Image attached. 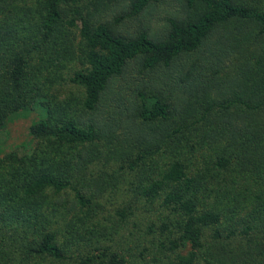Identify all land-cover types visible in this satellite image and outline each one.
<instances>
[{"label":"trees","instance_id":"1","mask_svg":"<svg viewBox=\"0 0 264 264\" xmlns=\"http://www.w3.org/2000/svg\"><path fill=\"white\" fill-rule=\"evenodd\" d=\"M110 1L0 0V264H264V0Z\"/></svg>","mask_w":264,"mask_h":264},{"label":"rangeland","instance_id":"2","mask_svg":"<svg viewBox=\"0 0 264 264\" xmlns=\"http://www.w3.org/2000/svg\"><path fill=\"white\" fill-rule=\"evenodd\" d=\"M117 1L121 0L110 1L108 3V8L103 10L105 19H113V12L116 10L118 11L119 7L123 4L117 3ZM181 9L182 0H166L163 3L153 5L146 9L138 18H123L120 24L123 23L128 29L136 30L139 27L145 26L149 27L151 31L159 32L162 26L167 23V20ZM135 80V78H128V87L136 86V83L133 82ZM30 115L31 116L24 115L6 124L0 133V157L7 152L19 150L20 147L27 143L29 139V127L32 123L39 120L38 113H31Z\"/></svg>","mask_w":264,"mask_h":264}]
</instances>
